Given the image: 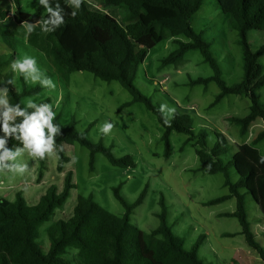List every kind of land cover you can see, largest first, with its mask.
<instances>
[{"label":"trees","instance_id":"16d2710c","mask_svg":"<svg viewBox=\"0 0 264 264\" xmlns=\"http://www.w3.org/2000/svg\"><path fill=\"white\" fill-rule=\"evenodd\" d=\"M100 1L105 5L124 6L127 10L124 23L108 13L92 9L87 0L76 10L75 18L71 15L74 9L67 0H50L52 6L58 2L64 8L65 23L49 33L42 32L37 25L27 42L38 51L45 65L52 67L65 83L70 82L72 73L79 71L91 72L104 81H119L132 94V99L124 103L123 107L142 102L162 124L164 132L161 139L166 157L172 155L173 132L185 133L187 137L182 149L193 142L201 162L198 170L210 174L222 173L224 186L229 189L228 194L210 199L205 204L215 205L236 198L235 211L223 215L239 219L242 234L264 260V246L252 230L247 209V193H250L264 213V164L259 162L264 152L258 148V144L264 140V128L253 142L238 144L237 150L226 161L224 156L229 152L230 139L225 133L215 131V141L210 145L209 132L197 129L194 116L179 108L170 123L166 124L161 106L136 83L150 50L159 43L174 38L177 46L161 60L163 66L175 64L187 52L197 49L212 67L213 74L191 79L190 85H208L210 82L219 85L221 91L210 107L231 94L249 97L252 104L247 115L227 118L239 125L240 136L246 137L253 123L258 119L264 122V104L258 95V91L264 87V65L260 61L264 55V44L254 49L248 38L251 30L264 31V0H217L222 11L231 16V25L238 31L243 49L244 75L235 84H228L225 80L220 62L212 51V44L193 25V18L204 0ZM15 5L16 24H22L23 21L35 23L47 18L48 14L42 6L30 13L23 10L22 0H15ZM10 12L0 2V21L7 20ZM8 33L0 25L1 38L13 49L8 56L0 57V69L7 68L18 55L8 40ZM181 36L189 40L181 39ZM9 79L14 80V85H5L9 88L8 97L13 105L20 103L24 107L25 96L41 91V86L29 87L25 81L23 89L18 90L12 70L6 74L5 82ZM50 102L48 98L37 104ZM54 123L61 127V135L56 137L55 152L60 170L69 161L65 145L76 142L90 150V171H94L96 154L99 152L113 165L124 168L137 166L131 155L117 157L113 146L106 145L102 140H91L86 132L77 128L75 118L69 123H62L57 115ZM0 135H3L2 131ZM61 145L63 151L60 150ZM16 146L22 147L19 141L9 139L8 147ZM39 160L44 167L46 158ZM233 168L239 176L237 180L233 179ZM74 187L73 172L70 171L63 191L58 192L55 187H51L36 205H29L22 192L17 193L15 200L0 195V264H211L199 255L200 240L189 249L185 246V239L174 234L168 223L167 204L163 198L162 211L158 213L160 225L156 229L145 231L132 223L134 209L143 203L147 188L132 204L121 194L120 186L114 188L115 196L125 208L123 216L103 207L93 194L80 195L72 217L60 219L48 229L50 244L45 251L38 241L40 227L51 219L57 208L63 207ZM71 253L76 254L81 263L72 260Z\"/></svg>","mask_w":264,"mask_h":264},{"label":"rangeland","instance_id":"374dc122","mask_svg":"<svg viewBox=\"0 0 264 264\" xmlns=\"http://www.w3.org/2000/svg\"><path fill=\"white\" fill-rule=\"evenodd\" d=\"M0 2L5 8L12 9L9 0ZM87 2L92 9L108 13L124 23L127 15L124 6L105 5L100 0ZM39 7L38 0H22V8L27 12L33 13ZM9 16L8 22L0 21V24L9 30L8 40L18 51L17 59L34 57L37 67L56 84L55 89L41 87L39 93L25 96L23 102L31 99L38 103L49 98V104L62 123H69L75 118L77 128L86 132L91 140H102L106 145L113 146L117 157L131 155L137 162L136 167L116 166L99 152L96 154L94 171H90V150L76 142L65 145L69 161L63 170L58 168L56 153L46 157L44 167L38 158L25 153L19 159L28 164V172L23 175L0 173V195L15 200L17 193L22 192L29 205H36L51 187L62 192L67 174L73 172L75 187L70 196L63 207L57 208L51 219L40 227L38 241L44 250L47 251L50 244L48 229L58 220L72 217L80 195L93 194L103 207L123 216L124 205L114 193V188L120 186L121 194L131 204L147 188L143 203L135 207L131 217L132 223L141 229L151 231L160 225L158 213L162 211L163 198L167 204L168 223L175 235L185 239L187 248L191 249L200 240L199 255L206 262L238 264V250H246L248 245L241 232L239 219L223 215L236 209V198L215 205L205 204L210 199L229 193V189L224 186V175L198 170L201 162L193 142L182 149L187 137L185 133L173 132L172 155L166 157L161 139L164 132L162 124L142 102L123 107L124 103L132 99V94L119 81H104L88 71L72 73L69 83L62 81L52 67L45 65L38 51L29 45L26 39L29 35L26 36V29L22 25L16 24L12 11ZM193 25L212 44V51L220 62L223 77L228 84L241 81L244 75V54L239 43V33L231 25V16L222 11L217 0H204L193 18ZM248 38L252 47L258 49L264 44V31L251 30ZM181 39L189 40L184 36ZM176 47L174 38H170L152 48L140 68L136 83L156 104L191 113L195 127L209 132L210 145L215 141V131L225 133L230 138L229 152L224 156L227 161L237 150V144L253 142L263 120H257L249 134L241 137L239 125L227 118L247 115L251 99L231 94L210 107L221 91L219 85L210 82L208 85L193 86L189 82L198 77L211 76L212 67L204 61L202 53L197 49L187 52L179 62L163 66L161 60ZM11 51L13 49L0 36V57L8 56ZM260 61L264 65V55ZM12 62L7 68L0 69V81L4 87L6 74L12 70ZM15 77V87L22 90L25 81L23 76L15 72ZM26 84L29 87L39 85L30 82ZM258 95L264 104V87L258 91ZM105 121L114 125L107 135L101 131ZM258 148L264 152V141ZM238 178L233 168V179ZM243 191L246 192L245 189ZM247 209L252 230L264 246V213L250 193H247ZM70 256L75 262L81 263L76 254L71 253ZM258 260L254 264H264Z\"/></svg>","mask_w":264,"mask_h":264},{"label":"clouds","instance_id":"9594fccd","mask_svg":"<svg viewBox=\"0 0 264 264\" xmlns=\"http://www.w3.org/2000/svg\"><path fill=\"white\" fill-rule=\"evenodd\" d=\"M85 0H67V3L74 10L71 15L73 18L77 15V11ZM38 4L47 12V18L41 19L35 23L23 21L22 26L26 29V36L30 35L37 25L41 31L49 33L55 31L65 23V10L57 2L52 6L50 0H38ZM15 8L13 5V14ZM13 72L21 74L25 82L38 83L43 88L55 89L54 81L47 77L38 67L34 57L25 56L23 59H16L11 64ZM7 85H14V80L6 81ZM9 88L7 86L0 87V173L11 172L13 174L23 175L29 171L27 163L20 162L21 157L27 153L32 158L45 159L52 156L56 150V137L61 135V127L54 123L56 113L53 106L49 103L37 104L31 99L24 102V107L20 103L13 105L8 97ZM31 109V111H29ZM160 111L166 124L170 123V119L175 114L174 108L167 105H161ZM18 118L19 122H18ZM114 125L105 121L101 127V131L107 135ZM9 139H15L20 142L21 146L14 148L8 147ZM63 151V145L60 146ZM73 161L75 158H72ZM264 164V157L259 161Z\"/></svg>","mask_w":264,"mask_h":264},{"label":"crops","instance_id":"0c3cea01","mask_svg":"<svg viewBox=\"0 0 264 264\" xmlns=\"http://www.w3.org/2000/svg\"><path fill=\"white\" fill-rule=\"evenodd\" d=\"M9 2H10V4H11V6H12V9H10V11H12L13 12V5H14V8H15V0H9ZM14 15V14H13ZM7 20H10V16L8 17V19ZM7 20H5V21H7ZM5 21H1V22H5ZM8 22V21H7ZM10 22V21H9ZM14 22V21H13ZM9 24V23H8ZM8 24H5L7 27H8ZM1 25V24H0ZM18 25H22V24H18ZM6 28V27H5ZM9 31V30H8ZM28 38V36L26 37V39ZM8 50V49H7ZM8 51H10V50H8ZM18 56V55H17ZM16 78V77H15ZM0 87H4V83L2 82V81H0ZM241 97V96H240ZM259 120V119H258ZM257 122V121H256ZM255 122V123H256ZM255 123H253V124H255ZM261 124H262V126H261ZM261 124H259L260 125V127H261V129L259 130V132L264 128V122H262ZM230 139V138H229ZM264 141V140H263ZM262 142V141H261ZM260 142V143H261ZM235 143V142H234ZM259 143V144H260ZM239 144H241V143H239ZM259 144H258V146H259ZM238 145V144H237ZM261 151V150H260ZM2 196V195H1ZM4 197V196H3ZM230 200V199H229ZM235 211V210H234ZM231 212H233V211H231ZM264 230V229H263ZM242 232V231H241ZM244 235V234H243ZM244 238H245V241H246V243H247V245H248V247H247V249L246 250H244V249H240V250H238V252H237V255H239L238 257H237V261L239 262L238 264H254V263H256L257 261H259L258 259H260L262 262H264V260L262 259V257L260 256V254H259V252L255 249V248H253L251 245H249V243L247 242V240H246V237H245V235H244ZM233 264V263H232Z\"/></svg>","mask_w":264,"mask_h":264}]
</instances>
